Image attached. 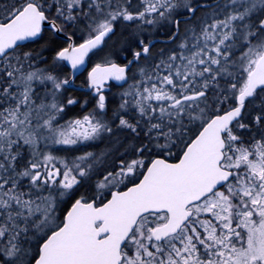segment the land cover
Masks as SVG:
<instances>
[{"label": "snow or ice", "instance_id": "snow-or-ice-1", "mask_svg": "<svg viewBox=\"0 0 264 264\" xmlns=\"http://www.w3.org/2000/svg\"><path fill=\"white\" fill-rule=\"evenodd\" d=\"M131 7L0 0V264H264V0ZM121 21L170 25L174 47L138 66L111 121L106 82H126L151 42L139 40L123 65L95 64L87 74L94 108L60 123L79 103L62 96L71 80L33 67L39 54L21 53L19 42L40 37L45 25L72 41L64 24L85 23L83 42L54 57L75 71ZM114 126L135 139L142 132L145 142L102 173L91 151L71 161L54 154L55 146L101 140ZM174 148L176 162L162 158ZM93 176L94 195L75 198L61 219L60 206Z\"/></svg>", "mask_w": 264, "mask_h": 264}, {"label": "rangeland", "instance_id": "rangeland-1", "mask_svg": "<svg viewBox=\"0 0 264 264\" xmlns=\"http://www.w3.org/2000/svg\"><path fill=\"white\" fill-rule=\"evenodd\" d=\"M116 25L117 27H119L118 29L119 33L109 37L106 40L104 47L96 54V58L99 63H103L105 59H111L112 61H115L119 56L121 57L122 55L130 54L132 50L138 48L137 45L139 40L142 39L145 42L150 40L155 34V29L158 27V26L154 27V26L145 25L142 28H138L135 23L123 22V21L118 22ZM64 27L68 29L71 33H73L75 37H77L78 39L83 40L84 37L86 36L85 23L73 22L71 24H64ZM173 47L174 45L170 44L169 46L165 45L164 47L155 48L154 50L151 51V55L148 57L147 60L142 58L138 62V64L136 63L135 66H133V68L130 70L128 74L129 79L123 85L118 86V88H113L114 84L111 85V89L106 93V105H107L106 117L108 120L111 121L113 119V113L118 111L119 104L121 103V93H123L126 89H128L129 85L133 83L132 77L136 75L138 66H146L152 63L155 59L159 57V52L162 48L168 50V49H172ZM18 51H20L21 53L27 52V51H22V49H18ZM32 53L34 55L39 54V56L36 58L34 62L33 67L47 69L48 71H51L59 75L62 79L69 78V69L64 64V62L62 61L54 62L55 56H53L52 59H49L46 55H44L39 51ZM64 67L67 68V71L64 70ZM25 70H28L27 65L25 66ZM37 88L40 91V93L43 94L44 86L37 85ZM62 96L65 99L69 96L75 98L72 94L68 92L67 87H65V89L62 90ZM93 97L94 98L92 100H90L87 97H84V100H82V102L80 103V105H83V107H81L83 109V114H85L88 111H91L94 108L96 97L95 96ZM70 107L66 110L63 119L60 120V123H63L65 120L71 118L67 114V111L70 109ZM225 108H227V105L225 106ZM127 118L131 119L132 122H135L137 117L134 110L129 109ZM116 124H118V120H116ZM144 142L145 140L142 132L140 137L138 139H135L133 137V134L130 133L129 131L117 130L114 126L113 134L111 135L106 134L101 140H97L91 144L78 145L71 149L55 146L53 151L55 155L64 157L69 161H71L75 156L81 155L83 152L91 151L101 158V163L98 164L97 167L99 171L102 173L104 169L112 166L116 156L124 152L126 148H129L132 145L138 146ZM76 149H79L80 152L75 153L74 151ZM117 149H119V151H117ZM172 151H173V155H175L178 153L179 149L174 148ZM169 157L171 156H167L166 154L163 156V158L166 159H168ZM23 163L24 161H21V164ZM97 178H98L97 176H93V179L91 181L85 182L84 186H80L78 189L79 192L77 191L76 195H81V194H86L89 196L94 195L95 182ZM122 188L123 186H121V189ZM106 196H108L107 192H106ZM63 207L64 204L60 206L61 211L57 212V215H59L61 219H62Z\"/></svg>", "mask_w": 264, "mask_h": 264}, {"label": "trees", "instance_id": "trees-1", "mask_svg": "<svg viewBox=\"0 0 264 264\" xmlns=\"http://www.w3.org/2000/svg\"><path fill=\"white\" fill-rule=\"evenodd\" d=\"M75 39L77 42L81 41V39H78L77 37H75ZM64 43L65 42L63 39L57 37L51 30L48 29L39 38L33 41H29L25 43L24 45H20L19 49H22V51H27V52L28 51L29 52L39 51L43 53L44 55H46L49 59H52L53 56H55L56 51H58L61 47L64 46ZM94 63H95L94 58L92 57V59L89 60V65L94 64ZM67 68L64 67V70L67 71ZM85 73L86 71H84L77 77L78 82H85ZM113 88H118V86L113 85ZM68 92L72 94L79 101V103L70 107V109L67 111V114L71 118L79 117L83 114V109L81 108L80 103L82 102V100H84V97H87L90 100H92L94 97L93 95H91V93H88L86 91L68 89ZM74 152L79 153L80 150L76 149ZM81 186H84V184H82ZM79 196L80 195H75V197L73 198V201L75 198H78ZM73 201H66V203L64 204V207L62 208L63 209L62 214L64 211L67 210V208L71 205V202Z\"/></svg>", "mask_w": 264, "mask_h": 264}, {"label": "flooded vegetation", "instance_id": "flooded-vegetation-1", "mask_svg": "<svg viewBox=\"0 0 264 264\" xmlns=\"http://www.w3.org/2000/svg\"><path fill=\"white\" fill-rule=\"evenodd\" d=\"M85 2H86V0H85ZM138 9V0H132V7H131V10L132 11H136ZM197 15H200V13H198ZM50 30V28H44L43 30H42V33H41V35L46 31V30ZM118 29H119V27H117V25H115V31H114V33L112 34V35H114V34H118L119 33V31H118ZM171 30H172V28H171V26L170 25H165V24H162V25H160V26H158L156 29H155V34L153 35V37L150 39V40H148L147 42H149V41H151V40H155L151 45H150V47H151V51L152 50H154L155 48H158V47H164L165 45L166 46H169L170 44H172V42H170V41H168L167 40V37H168V35L170 34V32H171ZM182 30H183V25L181 26V32H182ZM116 32V33H115ZM54 33V32H53ZM57 37H59L56 33H54ZM67 34L68 35H72V39H73V43L74 44H78V43H80V42H82L83 40H81L80 42H77L76 41V39H75V37H74V34L73 33H71L68 29H67ZM111 35V36H112ZM110 36V37H111ZM39 38V37H38ZM60 38V37H59ZM61 39H63V38H61ZM108 39V38H107ZM106 39V40H107ZM64 40V46L63 47H66L67 46V44L69 43V41L67 40V39H63ZM106 43V42H105ZM105 43L100 47V48H98V49H96V50H93V52H91L90 54H89V56H88V58H87V61H88V66H87V69L85 70L86 71V73H85V82H78L77 81V77L79 76H77L76 77V79L74 80V84L76 85V86H81V87H83V86H87V71L90 69V68H92L93 66H95V64H97V63H99L98 61H97V58H96V54H97V52L98 51H100L103 47H104V45H105ZM24 45V44H23ZM137 47H139V45H137ZM92 57L94 58V64H91V65H89V60H91L92 59ZM132 57H131V55L130 54H125V55H122L121 57L119 56L115 61H113V62H116V63H119V64H121V65H123V64H125V63H127V61L128 60H130ZM135 64L136 63H133L132 65H131V67H130V70L133 68V66H135ZM130 70L128 71V74H129V72H130ZM83 73V72H82ZM69 76H70V70H69ZM111 85H112V83H110L109 84V88L106 90V91H104V94H105V96H106V93L111 89ZM68 89H72V88H68ZM75 90H77V89H75ZM80 91H83V90H80ZM93 91H94V89H90L89 91H86V92H88V93H91V95H93L92 93H93ZM93 96H95V95H93ZM256 103H259V101H256ZM249 110H251V108H252V105L250 104L249 106ZM247 115V114H246ZM245 138H247V134H245ZM175 156H176V154L175 155H173V156H171V157H169L168 158V161H171V162H176V159H175ZM166 159V158H165ZM124 188H122L121 190H123ZM113 190H115V189H113ZM109 196H110V194H108V198H109Z\"/></svg>", "mask_w": 264, "mask_h": 264}, {"label": "water", "instance_id": "water-1", "mask_svg": "<svg viewBox=\"0 0 264 264\" xmlns=\"http://www.w3.org/2000/svg\"><path fill=\"white\" fill-rule=\"evenodd\" d=\"M44 28H49L47 25H45L44 27H43V29ZM42 29V30H43ZM57 34V33H56ZM60 38H63V39H67L66 38V35L64 34V33H59V34H57ZM35 39H37V38H35ZM35 39H31V40H25V41H22V42H19L20 43V45H23V44H25L26 42H29V41H33V40H35ZM155 40H151L150 42H151V44L154 42ZM69 42H72L73 43V39H72V41H69ZM83 42V41H82ZM82 42H80V43H82ZM79 44V43H78ZM150 44V45H151ZM87 58L88 57H86L85 58V64L83 65V66H81V67H79L77 70H75V71H73L72 69H71V66L69 65V64H67V62H64V64L68 67V69L70 70V76H69V78L68 79H70L71 80V84L70 85H68V86H65V87H67V88H72V89H77V90H83V91H89L90 90V88H88V86H83V87H81V86H76L75 84H74V80L76 79V77L78 76V75H80L82 72H84L86 69H87V66H88V61H87ZM132 59V58H131ZM116 63V62H115ZM119 64V63H118ZM94 67V66H93ZM131 67V66H130ZM91 70V68L88 70V71H90ZM88 71H87V74H88ZM127 75H128V72H127ZM110 83H112V84H114V85H117V86H121V85H123L124 83H125V81H121V82H117V81H114V80H109V81H107L106 82V85H105V87H104V89H103V91H106L108 88H109V84ZM93 95H94V91H93V93H92ZM163 158V157H162ZM169 162H171V161H169ZM130 186V185H129ZM123 190H126V189H123ZM109 198H110V196H109ZM71 206V205H70ZM69 206V207H70Z\"/></svg>", "mask_w": 264, "mask_h": 264}]
</instances>
